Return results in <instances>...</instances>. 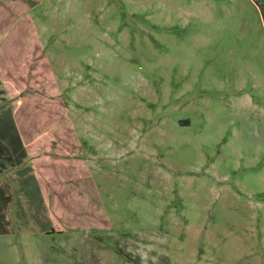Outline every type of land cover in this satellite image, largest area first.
<instances>
[{"label": "rangeland", "instance_id": "obj_1", "mask_svg": "<svg viewBox=\"0 0 264 264\" xmlns=\"http://www.w3.org/2000/svg\"><path fill=\"white\" fill-rule=\"evenodd\" d=\"M0 64V264H264V0H0Z\"/></svg>", "mask_w": 264, "mask_h": 264}, {"label": "crops", "instance_id": "obj_2", "mask_svg": "<svg viewBox=\"0 0 264 264\" xmlns=\"http://www.w3.org/2000/svg\"><path fill=\"white\" fill-rule=\"evenodd\" d=\"M7 87L10 86L0 64V210L9 209L16 198L25 199L34 184L40 191L42 188L41 180L29 163L28 144L18 127L15 105L6 101ZM19 207L20 204L14 208V213L19 212L16 211Z\"/></svg>", "mask_w": 264, "mask_h": 264}]
</instances>
